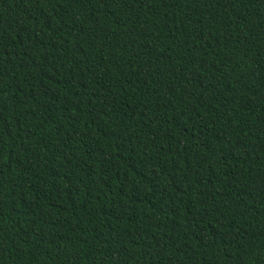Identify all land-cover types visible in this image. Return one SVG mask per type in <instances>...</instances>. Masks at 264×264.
I'll return each mask as SVG.
<instances>
[{
    "label": "trees",
    "instance_id": "trees-1",
    "mask_svg": "<svg viewBox=\"0 0 264 264\" xmlns=\"http://www.w3.org/2000/svg\"><path fill=\"white\" fill-rule=\"evenodd\" d=\"M0 264H264V0H0Z\"/></svg>",
    "mask_w": 264,
    "mask_h": 264
}]
</instances>
